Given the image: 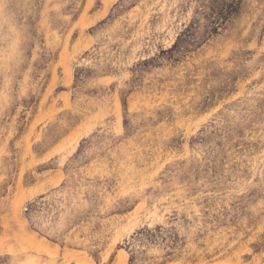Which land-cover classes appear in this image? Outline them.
<instances>
[{
    "label": "rangeland",
    "instance_id": "obj_1",
    "mask_svg": "<svg viewBox=\"0 0 264 264\" xmlns=\"http://www.w3.org/2000/svg\"><path fill=\"white\" fill-rule=\"evenodd\" d=\"M0 264H264V0H0Z\"/></svg>",
    "mask_w": 264,
    "mask_h": 264
},
{
    "label": "bare ground",
    "instance_id": "obj_2",
    "mask_svg": "<svg viewBox=\"0 0 264 264\" xmlns=\"http://www.w3.org/2000/svg\"><path fill=\"white\" fill-rule=\"evenodd\" d=\"M116 27H117V24H116Z\"/></svg>",
    "mask_w": 264,
    "mask_h": 264
}]
</instances>
